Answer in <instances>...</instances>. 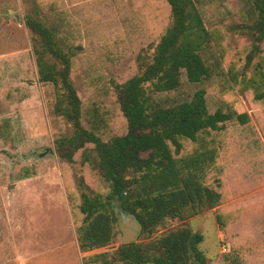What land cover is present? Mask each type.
I'll use <instances>...</instances> for the list:
<instances>
[{
    "label": "rangeland",
    "instance_id": "1",
    "mask_svg": "<svg viewBox=\"0 0 264 264\" xmlns=\"http://www.w3.org/2000/svg\"><path fill=\"white\" fill-rule=\"evenodd\" d=\"M193 1L204 28L221 35V51L210 41L204 49L208 59H217L214 76L201 84L208 112L246 114L249 122L233 119L217 137L218 159L209 176L220 179L224 202L182 222L169 220L163 231L187 227L200 233L207 264H225L232 251L241 264H264V101H254L246 83L259 81L255 74L248 78L254 68L264 70V40L254 52L252 38L231 29L243 23V0ZM26 14L54 26L64 49L74 52L70 79L81 101L82 125L108 140L125 131L114 85L150 62L171 24L170 8L166 0H0V264H83L88 256L116 249L121 233L104 248H78L68 192L79 220L81 194L104 200L110 188L90 164H82V150L71 164L55 154L54 140L71 129L53 111L56 89L38 81ZM181 82L172 97L196 89L184 77ZM218 208L234 218L227 233L217 224Z\"/></svg>",
    "mask_w": 264,
    "mask_h": 264
},
{
    "label": "trees",
    "instance_id": "2",
    "mask_svg": "<svg viewBox=\"0 0 264 264\" xmlns=\"http://www.w3.org/2000/svg\"><path fill=\"white\" fill-rule=\"evenodd\" d=\"M166 2L171 24L156 44L150 62L140 74L114 85L125 131L108 140H103L95 128L82 125L81 101L70 79L74 52L64 49L54 26H47L31 14L24 17L34 43L38 81L56 89L53 111L71 129L69 135L54 140L55 154L71 164L75 154L82 150V164H90L110 188L104 200L99 195L81 194L79 220L74 214L75 199L68 192L79 250L88 253L115 240L120 234L115 208L120 215L133 216L141 226L142 242L119 244L112 252L84 258L83 264H207L208 261L200 250L203 242L200 233L187 227L163 230L169 220L182 222L224 202L220 179L215 177L213 184L209 176L218 159L217 137L224 131L225 123L235 119L245 125L249 118L220 109L208 112L201 84L214 76L217 59H208L204 49L210 41L217 52L221 51V35L204 28L193 0ZM242 7L243 23L231 29L249 35L253 51L258 52L256 44L264 40V0H243ZM251 57L252 54L246 56L243 78L248 76L245 70ZM260 68H254L248 77L255 74L259 81L253 78L246 81L254 101H264V70ZM182 77L184 83L196 89L191 94L183 92L172 97L182 87ZM229 78L234 84L240 81L236 74L229 73ZM1 129L5 131L6 126ZM87 145L92 148L87 150ZM216 218L219 228L227 233L234 218L230 219L220 208ZM225 261L241 264L236 251L226 256Z\"/></svg>",
    "mask_w": 264,
    "mask_h": 264
},
{
    "label": "water",
    "instance_id": "3",
    "mask_svg": "<svg viewBox=\"0 0 264 264\" xmlns=\"http://www.w3.org/2000/svg\"><path fill=\"white\" fill-rule=\"evenodd\" d=\"M115 217L118 230L121 233L120 244L136 243L141 233L138 221L131 215H120L117 208H115Z\"/></svg>",
    "mask_w": 264,
    "mask_h": 264
}]
</instances>
